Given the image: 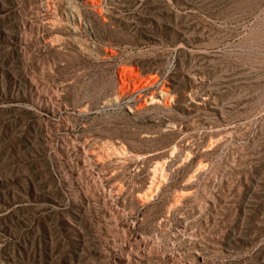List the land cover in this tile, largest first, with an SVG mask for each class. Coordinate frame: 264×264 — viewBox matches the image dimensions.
Here are the masks:
<instances>
[{
  "label": "rangeland",
  "instance_id": "obj_1",
  "mask_svg": "<svg viewBox=\"0 0 264 264\" xmlns=\"http://www.w3.org/2000/svg\"><path fill=\"white\" fill-rule=\"evenodd\" d=\"M0 264H264V0H0Z\"/></svg>",
  "mask_w": 264,
  "mask_h": 264
},
{
  "label": "bare ground",
  "instance_id": "obj_2",
  "mask_svg": "<svg viewBox=\"0 0 264 264\" xmlns=\"http://www.w3.org/2000/svg\"><path fill=\"white\" fill-rule=\"evenodd\" d=\"M160 96L162 97L163 95L161 94Z\"/></svg>",
  "mask_w": 264,
  "mask_h": 264
}]
</instances>
